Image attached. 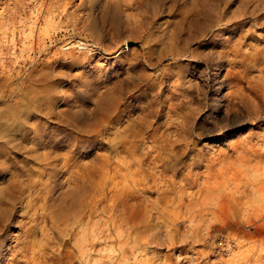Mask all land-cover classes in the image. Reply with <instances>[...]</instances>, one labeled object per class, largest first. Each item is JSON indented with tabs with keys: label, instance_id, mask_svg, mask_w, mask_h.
Here are the masks:
<instances>
[{
	"label": "rangeland",
	"instance_id": "rangeland-1",
	"mask_svg": "<svg viewBox=\"0 0 264 264\" xmlns=\"http://www.w3.org/2000/svg\"><path fill=\"white\" fill-rule=\"evenodd\" d=\"M201 3L0 0L2 107L25 105L36 134L0 148L17 199L0 264L50 261L91 227L117 228L128 264H264L246 218L264 193V0ZM66 39L88 49L59 52ZM112 138L127 141L117 154ZM115 239L93 264H114Z\"/></svg>",
	"mask_w": 264,
	"mask_h": 264
},
{
	"label": "bare ground",
	"instance_id": "bare-ground-1",
	"mask_svg": "<svg viewBox=\"0 0 264 264\" xmlns=\"http://www.w3.org/2000/svg\"><path fill=\"white\" fill-rule=\"evenodd\" d=\"M39 1V6L38 8L40 7H44L46 5H48L50 2H54V0H37ZM57 2V0H55ZM65 1V0H64ZM210 0H201V2H209ZM218 1H221V0H218ZM59 2V1H58ZM103 2V1H102ZM101 2V3H102ZM66 3V2H64ZM62 3V4H64ZM193 3V2H192ZM200 3V2H199ZM201 3V4H202ZM104 4V3H103ZM31 5V4H30ZM34 5V4H33ZM38 5V4H37ZM51 5V4H49ZM52 5H54L52 3ZM51 5V7H52ZM102 5V4H101ZM32 6V5H31ZM30 6V7H31ZM64 6V5H63ZM100 7V6H99ZM103 7L106 8V6L103 5ZM15 8V7H14ZM34 8V7H33ZM48 8V7H47ZM32 9V8H31ZM43 9V8H41ZM46 9V8H45ZM58 9V8H56ZM99 9V8H98ZM103 9V8H102ZM101 9V10H102ZM108 9V7H107ZM106 9V10H107ZM16 10V9H15ZM52 10V9H51ZM60 10V9H59ZM20 11V10H19ZM42 11V10H41ZM39 11V12H41ZM104 11V10H103ZM110 12V14H109ZM101 13V11H100ZM114 11L111 9V11H108L106 12L107 16L109 17V21L114 24L115 23V17H114ZM32 14V13H31ZM36 14V13H34ZM42 14V13H41ZM53 14V13H52ZM99 14V13H98ZM186 14V13H185ZM193 14V13H192ZM33 15V14H32ZM38 15V14H37ZM45 15V14H44ZM101 15V14H100ZM99 15V16H100ZM103 15V14H102ZM101 15V17H102ZM105 15V14H104ZM47 16V15H46ZM52 16V15H51ZM31 17V16H30ZM106 17V15H105ZM46 18V17H44ZM49 18V16L47 17ZM46 18V19H47ZM75 18V17H74ZM185 18V17H184ZM182 18V19H184ZM37 19H41V18H37ZM45 19V21H47ZM55 19V17H54ZM31 20V19H30ZM35 19L31 20L32 22L34 21ZM44 21V20H43ZM50 21V20H49ZM54 21H51L49 22L50 25L51 23H53ZM109 22V23H110ZM37 23V22H36ZM35 21H34V24H36ZM48 23V22H47ZM110 23V25L112 26V24ZM117 23V22H116ZM30 24V23H28ZM32 24V25H34ZM45 24V23H43ZM47 26V24H45ZM45 25H41V26H45ZM54 25V24H52ZM56 25V24H55ZM117 24H115L116 26ZM36 26V25H35ZM49 27V26H48ZM31 28V27H30ZM45 28V27H44ZM47 28V27H46ZM45 28V29H46ZM51 28V27H50ZM55 28H58V27H55ZM73 28V27H72ZM33 29V28H31ZM30 29V30H31ZM44 29V30H45ZM37 30V28H36ZM43 30V31H44ZM84 30V29H83ZM29 31V30H28ZM39 31V29H38ZM41 31V30H40ZM115 31V30H114ZM30 33V32H29ZM37 33V31H36ZM39 33H42V32H39ZM48 33V32H46ZM32 34V33H31ZM73 39V38H72ZM39 43V42H38ZM67 46V52L70 53V51L74 50L77 48V50H85V49H88L85 44L83 42H81L80 40L78 41H75V40H69V39H66L64 41V43L62 45H60V49H59V52L61 51H65L64 49L66 48L65 46ZM82 51V50H81ZM72 55V54H71ZM209 65V64H208ZM32 73V72H31ZM30 74V73H29ZM33 75V74H32ZM35 75V74H34ZM37 75V74H36ZM4 77V76H3ZM12 80V79H11ZM22 83V82H20ZM47 83V82H45ZM1 84H4V82H2ZM7 86V85H6ZM27 88V87H25ZM12 91V90H11ZM5 92V91H3ZM2 92V93H3ZM31 93V92H30ZM9 94V93H8ZM6 94V95H8ZM20 94V93H19ZM21 95V94H20ZM19 95V96H20ZM23 95V93H22ZM18 97V96H17ZM25 97V96H24ZM10 98V97H9ZM22 99V97H21ZM13 100V99H12ZM18 100V99H17ZM9 101V100H8ZM14 101V100H13ZM19 102L20 99H19ZM7 103V96H4L3 94H0V148H5V147H10V146H17V145H20L22 142H26L25 140H27L26 138V135H29L30 134H35V128L33 127H28L26 126V124H29L27 122V119L28 117L25 118L26 116V112H25V108L23 104H17V102H15L17 105L13 108H8L7 107H2L3 104L6 105ZM11 103H14L11 101ZM10 103V104H11ZM26 104V101L24 102ZM111 103V102H110ZM9 104V106H10ZM29 105V103H27ZM31 104V103H30ZM12 105V104H11ZM15 105V104H14ZM111 105V104H110ZM30 106V105H29ZM12 107V106H11ZM32 107V106H31ZM109 107V106H108ZM30 108V107H29ZM28 108H26L27 110ZM31 109V108H30ZM24 110V111H23ZM109 110V109H108ZM25 112L24 116L23 115H20L21 112ZM28 113V112H27ZM29 115V114H28ZM82 116V115H81ZM80 117V116H79ZM108 118V117H107ZM83 120V119H82ZM110 123L111 122H114L112 120V118H109L108 120ZM113 124V123H111ZM32 126V125H31ZM28 128H31V129H28ZM33 134V135H34ZM36 135V134H35ZM139 135H141V132L137 133V135L134 137V138H137ZM116 139V137H115ZM120 139V138H119ZM19 140H21L20 143ZM28 142H30L29 144L31 143H35V139L33 136H30L28 138ZM142 141V139H140ZM109 144H110V147H108V149H110V153H114V154H117L119 153L120 150L124 149L125 148V145L127 144V141L126 140H123V138H121V140H114V138L110 139L109 141ZM32 145V144H31ZM22 146V144L20 145ZM248 158V157H247ZM162 158H160L159 156L157 155H153L152 157H149V163H152L153 167L156 169L158 167V165L156 163H167L165 161H162ZM162 166V170L163 171H166V170H169L170 167L169 165H160ZM256 167V166H255ZM120 170H122V168H120ZM158 171V170H157ZM72 176L73 172H69ZM74 180V178L72 179ZM158 180V179H157ZM263 183V182H262ZM154 186H157L156 182H154ZM10 188V187H9ZM145 188V187H144ZM257 188V187H256ZM124 190L126 191L127 193V197L129 200H131V198H135L136 196V193H132L131 190L127 189V188H124ZM5 190L1 189L0 188V232L3 230V228L5 227V223L6 222H9V217L10 215L13 213V210L16 208H14V205H15V202H16V198L15 196L13 195V193H10L12 191H9L7 196L5 195ZM257 191H259V195H258V198H257V201H256V205L254 204V206H256L255 208L257 209H254V211L258 210L259 214H255L253 218H249V214L247 215L246 214V218H247V221L248 222H251V225L254 227L253 231L254 232H258V233H262L264 231V193L263 191L261 190V188L257 189ZM137 192V191H136ZM16 195V194H15ZM19 199V198H18ZM138 201L139 199L141 200L142 198L141 197H138L137 198ZM126 203H127V199H125ZM253 204V201L252 203ZM252 207V206H251ZM14 208V209H13ZM250 208V207H249ZM254 208V207H253ZM254 214V212H253ZM245 218V220H246ZM243 220V219H242ZM94 225V224H93ZM93 227L89 228V229H84V230H73V232L71 233H68L66 235H68V240L72 243V247L71 248H67V246L65 248H62L59 253H53L52 254V257L49 259L50 261H46L44 263H40V264H47L49 262V264H93L92 263V258H91V254L92 252L95 250V247L96 246H99V245H102V243H105L106 242V239L108 238H116L115 239V246L114 248L110 249V252H115L117 255L116 258L112 259V257L108 256V259L110 262H113L114 264H128L129 262V259L127 257V255L125 254L127 252V250L125 249L124 245L120 243V241L117 239L120 237V234H119V231L117 230V228H113V229H99V228H94L92 230ZM97 234H101L99 236H97ZM102 240V241H99ZM66 243V241H64V244ZM102 249H99V251H102V252H107L106 249H104L103 247H101ZM22 251H20V255H21V258L23 257L22 260H17L16 263L17 264H21V263H31V258L32 257H29V259H25V255L22 254ZM131 254V252H130ZM1 251H0V256H1ZM39 257H42V255H40ZM25 259V260H24ZM100 261L103 262V260L100 259Z\"/></svg>",
	"mask_w": 264,
	"mask_h": 264
}]
</instances>
